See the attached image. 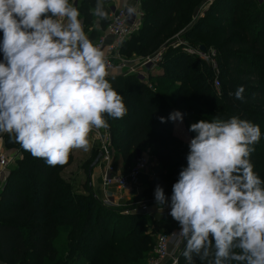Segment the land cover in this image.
<instances>
[{
    "label": "clouds",
    "instance_id": "clouds-1",
    "mask_svg": "<svg viewBox=\"0 0 264 264\" xmlns=\"http://www.w3.org/2000/svg\"><path fill=\"white\" fill-rule=\"evenodd\" d=\"M91 11L108 18L105 0ZM137 11L138 0L128 4L130 15ZM80 16L76 0H0V135L49 166L65 164L73 149L88 151L89 132L109 127L105 114L122 119L128 111ZM243 93L238 87L234 97ZM183 118L174 110L167 121ZM188 130L194 136L186 167L170 197L159 184L153 193L157 208L169 207L178 224L171 236L183 244L185 264H264V180L250 158L259 125L215 116Z\"/></svg>",
    "mask_w": 264,
    "mask_h": 264
},
{
    "label": "trees",
    "instance_id": "trees-1",
    "mask_svg": "<svg viewBox=\"0 0 264 264\" xmlns=\"http://www.w3.org/2000/svg\"><path fill=\"white\" fill-rule=\"evenodd\" d=\"M88 3L93 9L95 0H88ZM183 4L184 0H141V21L145 20V29L138 39L133 40L134 51L132 47L126 52L139 57L155 52L171 35L180 18L189 17ZM105 10L108 13V9ZM218 17L224 19L220 24L223 29L225 19L231 18L234 23L223 33L217 29ZM263 17V5L255 0H214L204 18L188 30L185 38L194 39L192 46L207 50L210 48L208 42L214 39L219 46L218 52L223 55L224 66L221 67V62L218 66L220 79H225L221 83L223 92L213 106L209 99L204 102L205 95H208L207 80L213 77L208 67L198 63L201 69L190 75L192 59L179 50L164 54L160 64L163 74L156 78L155 85L153 83L154 87H160L171 81L166 78L164 83L165 73L176 72L182 80L174 91L168 93L172 86L161 92L149 91L133 76L108 79L113 89L122 95L128 110L122 119H113L105 114L108 129L112 132L111 145L115 143L113 133L118 134L115 153L123 162L129 163L132 154L150 147L153 160L159 167V174L146 183L140 200H153L157 184L163 188L165 196L170 197L179 171L186 167L189 141L175 135L173 122L167 121L174 110L181 112L185 109L182 114L186 118L185 111L198 109L203 114H195L202 120L215 116L225 120L239 116L260 128L264 127V117L258 115L263 110L259 106L264 103ZM107 22L108 18L100 19L101 28ZM258 22L251 32L249 27ZM211 30L217 31L214 34ZM134 34L119 47L123 58L126 55L124 43ZM231 34L235 37L224 39ZM234 50L246 53L234 54ZM241 86L244 88L243 99L238 100L234 93ZM160 117H164L166 122L160 123ZM260 131V141L254 145L255 151L250 157L253 166L264 163V136ZM8 145L19 150L20 159L10 170L0 192L2 264H145L146 254L154 247L152 240L157 233L178 229L173 219L149 217V225L144 226L149 234L145 237L143 227L139 229L138 226L147 218L117 216L114 214L116 209L103 207L94 196L88 195L86 182L83 187L87 195L71 193L69 185L59 177L72 162L71 151L65 164L49 166L24 151L19 144L10 142ZM60 234L65 235V242L62 247H57ZM121 235H124V240L120 239ZM177 257L179 264H185L181 251ZM196 264L201 262L196 260Z\"/></svg>",
    "mask_w": 264,
    "mask_h": 264
},
{
    "label": "rangeland",
    "instance_id": "rangeland-1",
    "mask_svg": "<svg viewBox=\"0 0 264 264\" xmlns=\"http://www.w3.org/2000/svg\"><path fill=\"white\" fill-rule=\"evenodd\" d=\"M214 0H184V4L183 7L184 9H186L184 12L189 14V17H182L179 20L178 25L175 27V29L171 32V35L169 37H166L164 39V42L162 43V45L152 54L148 55L147 57H151L152 55H154L155 53H160L161 54V61L158 63V69H156L154 71V73H150L149 74V82L151 84V87H153L152 89H150L151 91H158L161 92L165 87H169L172 86V88H170L171 90L168 91H174L178 86L180 81L182 80V76L180 78H178L176 76L175 73H172V71L167 74H164L165 79H171L170 82H166V80H164V83L166 82V84H163L160 87H154L153 83L155 85V80L157 77H160L163 72L160 70V64L163 60L164 54L171 52V50H179L180 53H184L187 54L191 59V70H190V75H194L196 71H199L200 66L198 63H203L205 66L208 67L209 69V74H211L213 77L211 80H207V85L209 86L208 89V95H205L204 97V102L209 99V103L213 106V103L218 101V99L220 98L222 92H223V87L221 86V83L224 82L225 79H220V69H219V64L220 62L221 67L222 65L224 66V60H222L223 55H221L218 52L219 46L218 44L215 42V40H210L208 43V45H210V48L205 50L204 48V52L200 51V46H192V42L193 40L190 39H186L185 36L187 35L188 30H190V28H192L198 21L202 20L204 18L205 13L208 12V10L211 8V5L213 3ZM257 3H259L260 5H263V10H264V0H255ZM246 8V7H245ZM264 18V17H263ZM219 19V27L217 28L219 31L221 32H225L227 30V28L229 27V25H231L232 23H234V20H232L231 18H227L225 19L224 23V29L221 28V22L224 21V19L222 17H218ZM238 21V20H237ZM145 23V20L140 21L139 27L136 31V33L134 34V36L127 40L124 43V51L126 52V50H128L129 48L132 49L133 47V40H135L136 38L138 39L141 36V33L144 31L145 26L143 25ZM259 24V22L253 26H250L249 29L252 32L254 30V27L257 26ZM205 27V26H204ZM226 29V30H225ZM217 30H211L212 33L215 34ZM235 34H231L228 37L226 36L224 39L225 40H230L232 38H234ZM262 39H264V36H262ZM135 47H133V51H134ZM186 52H185V51ZM190 52V53H189ZM234 54H245L246 52H242L239 50H234L233 51ZM126 55H124V58L128 61H138V60H143L146 59L147 57H139L135 54L130 55L128 52L125 53ZM206 54L204 57L202 55ZM182 58V57H181ZM183 59V58H182ZM181 63H183V60L181 61ZM197 67L196 70L193 69V67ZM144 87H146L141 81L140 79L138 80ZM173 83V84H172ZM261 85L263 84V82H260ZM146 89H148L146 87ZM149 90V91H150ZM259 107H262V112H260L258 115L264 117V103H262ZM211 108V107H210ZM185 110V109H184ZM184 110L182 109V111L184 112ZM181 111V113H183ZM186 112V118H183V122L182 123H175L173 122L172 124V128L173 131L175 133V135H177L179 138L184 139L186 141H189L193 136L194 133L189 132V125L192 123H195L199 120H202V118L197 117L195 113L199 112L202 113L201 111H199L198 109H195L194 112ZM211 120V118L209 119ZM125 125V124H123ZM262 130L263 136H264V127L260 128ZM99 133V135L103 138L106 139L109 142V147L111 149V156L116 155L115 153V144L118 140V134L113 133L114 135V144L111 145V141H110V132L109 129H93L92 131L89 132L88 134V139H89V143H90V148L88 151H83L81 149H73L71 150V154H72V162L69 165V169L64 171L62 177H63V182L66 184V180L68 181V185L70 187L71 193L73 192L75 195H87L84 192V187L83 184L84 182L87 183L86 188H87V193L88 195H92L94 196L95 199H97V201H99L101 203V205L103 207L106 208H111V209H116L117 212H115L114 214H117V216L120 217H127L130 215L133 216H137V217H141L143 219L147 218L146 221H144L140 226H138L139 229H141L140 227L142 226V231H143V235L145 237H148L149 231L145 230V227H147L150 223V218H154L156 220L158 219H170L167 216H165L163 214L162 217L158 216V217H153L154 214L153 212H150V208H148L151 205H155V201L153 200H149V201H143L140 200V195L142 190L144 189L146 183L148 181H150L151 179H153L154 177H157V175L159 174V168L156 170V166L153 157H152V149L150 147H146L142 150L143 155L140 154L141 157H144L148 160L149 162V167L147 170H149L148 176L143 178L141 181L138 180L137 185L134 187H129L131 189H127L126 191L123 190L121 192H116L115 189H109L106 190L105 192L103 191L101 185L99 184V178H98V174L95 171V168L91 171V173L89 174L88 177V168L91 165V163L94 161L95 157L97 156V154L100 152V139H98L95 135V132ZM20 159V158H19ZM130 164V163H128ZM157 164V163H156ZM129 167V165H128ZM155 170V171H154ZM253 170L257 172V174L259 175V177L264 180V163H262L261 165H255L253 166ZM154 172V173H151ZM151 173V174H150ZM61 174V173H60ZM134 189V190H133ZM125 191V192H124ZM121 194V195H118ZM115 198H118L115 199ZM147 207V212L149 214H147V212L145 213L144 211L141 210L142 207ZM165 209V207H164ZM163 209V210H164ZM162 210V213H163ZM151 213V214H150ZM159 215V213H157ZM156 215V214H155ZM162 215V214H160ZM150 217V218H149ZM137 223V222H136ZM135 225V222L133 223L132 226ZM145 226V227H144ZM179 229H170V230H162L161 232L157 233V235H167L170 233H174L177 232ZM61 233H63V231H61ZM124 235L120 236V239H123ZM156 236L154 237V240H152L153 242L155 241ZM126 239V238H125ZM124 240V239H123ZM65 242V235L64 234H60L59 238L56 241V246L57 247H62L64 245ZM180 241H178V243L175 245H173L171 247V251L169 252V256L170 258H172L173 256H177L178 254V248L180 246L179 244ZM179 244V245H178ZM154 246V244H153ZM173 249H175V251H173ZM152 252H153V248L146 254V262L145 264H148V260L149 258L152 256Z\"/></svg>",
    "mask_w": 264,
    "mask_h": 264
},
{
    "label": "built area",
    "instance_id": "built-area-1",
    "mask_svg": "<svg viewBox=\"0 0 264 264\" xmlns=\"http://www.w3.org/2000/svg\"><path fill=\"white\" fill-rule=\"evenodd\" d=\"M140 1L141 0H138L137 14L130 15L127 12V2L135 5L137 0H127V2L126 0H112V3L107 7V28L105 29V33L99 37L94 45L99 47L105 53L106 72L108 74L106 79L133 76L137 80L140 79L148 90H150L152 87L149 82V74L154 73V71L158 69L157 67L158 63L161 61V54L155 53L151 57H147L143 60L128 61L119 53L121 43L134 34L139 27L142 18ZM205 55L206 54L202 56L204 57ZM95 135L98 139H100L101 159L99 163L102 165L100 178L103 191L105 192L109 189H115L116 192H121L131 186L135 187L140 176L145 173L149 167L148 160L140 156L139 159L134 160L124 175H117L115 174L113 156H111L112 154L109 142L106 139H103L99 135L98 131L95 132ZM8 163V159L3 155H0L1 177H3V174L6 173ZM141 210L146 213L147 207H142ZM169 211L170 208L166 206L163 210V214L168 218L173 219L169 215ZM147 214L149 213L147 212ZM171 234L173 233L167 235H156L152 256L149 258L148 264H172L175 256L170 258L169 252L171 247L174 244L176 245L180 239L178 237L171 236ZM180 243L181 241L179 244ZM0 264H2L1 261Z\"/></svg>",
    "mask_w": 264,
    "mask_h": 264
},
{
    "label": "crops",
    "instance_id": "crops-1",
    "mask_svg": "<svg viewBox=\"0 0 264 264\" xmlns=\"http://www.w3.org/2000/svg\"><path fill=\"white\" fill-rule=\"evenodd\" d=\"M111 3H112V0H105V8L107 9V7ZM128 4H130V3L127 2V5ZM76 6L78 7V9L81 13V16L79 18L82 20L85 34L93 42V44H95V42L99 39V37L105 33V29L107 28L108 22L104 28H101L100 19L92 14V11H91L92 8L89 6L88 0H76ZM10 142L16 143L13 139L9 138L8 134L5 133L3 135H0V155H3L9 161L8 166L6 168V173L3 174V177L0 176V192L4 186L5 180L8 177L10 170H12L14 168L15 162L18 161V159L20 158V154L18 152L19 150L16 147H14V145L9 146L8 143H10ZM143 149L144 148H142V150ZM142 150H141V152H142ZM140 154L143 155L142 153H140ZM134 160H135V154H132V158L129 161V163L132 165ZM113 164H114L115 174H117V175H124L128 169V165H130L128 163L123 162V160L119 154L113 155ZM155 166H156V170H157L159 167L156 163H155ZM68 169H69V167H67L65 170H63L61 172V174H59V177L61 178L62 181H64L62 175H63L64 171H66ZM101 170H102V165H100V163H99L95 167V171L98 174L97 176L99 178V184L100 185H101V178H100ZM148 173H149V170H146V172L140 176L139 180L141 181L143 178L147 177ZM151 173H154V172H151ZM66 182L68 183L67 180H66ZM84 184H85V182H84ZM129 189H131V188H129ZM134 189H135V187H134ZM118 195H121V194H118ZM115 199L118 200V198H115ZM148 208H150L149 209L150 212H153V214H154L153 217H158V216L162 217L163 216L162 211L157 208L156 204L151 205ZM157 213H159V215ZM160 214H162V215H160ZM170 251H171V249H170Z\"/></svg>",
    "mask_w": 264,
    "mask_h": 264
},
{
    "label": "water",
    "instance_id": "water-1",
    "mask_svg": "<svg viewBox=\"0 0 264 264\" xmlns=\"http://www.w3.org/2000/svg\"><path fill=\"white\" fill-rule=\"evenodd\" d=\"M200 51L204 52L203 47L200 48ZM139 157H140V152L136 151L135 152V159H139ZM100 159H101V153L99 152L97 154V156L95 157L94 161L91 163V165L88 168V177H89V174L91 173V171L99 164ZM182 248H183V244L181 243V245L179 247V252L182 250Z\"/></svg>",
    "mask_w": 264,
    "mask_h": 264
}]
</instances>
